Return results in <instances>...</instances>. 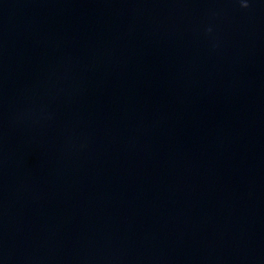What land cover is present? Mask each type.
<instances>
[{"label": "water", "instance_id": "obj_1", "mask_svg": "<svg viewBox=\"0 0 264 264\" xmlns=\"http://www.w3.org/2000/svg\"><path fill=\"white\" fill-rule=\"evenodd\" d=\"M0 264H264V0H0Z\"/></svg>", "mask_w": 264, "mask_h": 264}]
</instances>
